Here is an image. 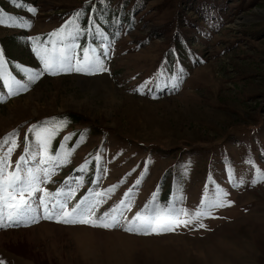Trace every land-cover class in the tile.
<instances>
[{
    "label": "rangeland",
    "instance_id": "374dc122",
    "mask_svg": "<svg viewBox=\"0 0 264 264\" xmlns=\"http://www.w3.org/2000/svg\"><path fill=\"white\" fill-rule=\"evenodd\" d=\"M19 2L23 7L13 6L11 0L0 2V9L11 16L31 21L29 29L0 25V38L20 37L24 42L17 49L7 43L16 58L9 59L11 65L37 68L31 40L46 41L86 6L79 22L93 34L80 38L79 54L88 46L100 50L96 27L111 43L108 72L93 77L61 75L0 104V142L18 132V147L11 155L13 167L25 155L26 141L32 140V125L66 117L69 122L52 141L53 150L64 136L72 137L71 147L76 134L87 135L80 138L71 163L43 185L50 195L63 187L66 178L77 175L86 160L89 167H97L94 158L103 149L101 178L95 189L106 193V202L98 215L118 205L136 179H142V185L134 190L131 210L126 213L129 219L146 205L151 207L154 194L155 203L164 207L177 193L178 182L184 198L180 206L190 211L199 207L206 192L211 194L209 178L229 193L232 204L217 209L216 218L204 219L205 228L193 224L159 235L43 219L27 227H0V261L264 264V183H250L254 170L245 162L246 157H254L264 170V0ZM29 6L37 9L35 15L26 11ZM117 30L121 34L114 36ZM8 67L21 78L15 68ZM165 67L169 74L182 67L185 79L178 91L170 93L165 88L152 99L156 75ZM142 86L143 95L135 91ZM188 162V175L182 176V166ZM229 164L238 177H246L239 188L228 182ZM88 174L93 182L87 170V181L70 206L87 195Z\"/></svg>",
    "mask_w": 264,
    "mask_h": 264
},
{
    "label": "snow or ice",
    "instance_id": "6c2138e0",
    "mask_svg": "<svg viewBox=\"0 0 264 264\" xmlns=\"http://www.w3.org/2000/svg\"><path fill=\"white\" fill-rule=\"evenodd\" d=\"M11 2L15 7H23L19 0H11ZM105 2L110 4V0H101L102 4ZM26 11L35 15L37 9L29 6ZM86 11L87 6L74 12L73 18L66 22L61 29L50 33L46 41H41L40 38L31 40V51L39 62V66L32 68L13 62L12 67L20 73L21 78L9 70L5 51L0 48V83L3 84V89L0 90V104L6 103L9 98L27 93L37 86L38 82L47 84L51 78L61 75L93 77L108 72L106 58L110 51L111 41L99 27L95 28V35L102 41L100 50L88 46L82 48V55L79 54L81 50L80 38L93 34L90 27L86 28L79 22L80 17ZM0 25L29 29L31 21L11 15L5 19V14L0 9ZM120 34L121 32L117 30L113 35L119 36ZM205 35L208 36L207 33ZM185 76L186 72L182 67L175 69L171 74L166 67L162 68L156 75L155 90L151 93V98L156 99V92L165 88L170 93L178 91ZM45 77L49 79L42 80ZM145 86L139 87L135 91L143 95ZM68 122L66 117H59L46 119L39 124L32 125L29 128L32 140L31 142L26 141L25 155L19 157L14 167L11 155L18 147L16 140L18 132L9 135L0 142V227H27L43 219L63 225H82L102 230L119 229L136 235H159L193 224L199 228H205L204 219L216 218L213 213L217 209L231 206L232 202L227 199L229 193L216 184L212 178H209V183L212 185L211 194L206 192L199 207L194 211L180 206L184 198L179 194L178 182L177 193L166 202L164 207L155 203L156 196L154 194L151 207L146 205L143 212H137L129 219L126 213L131 210L134 190L142 185V179H136L134 186L124 193V199L102 214L98 215L97 212L100 206L106 202V193L92 187H89L87 195L78 203L70 206L69 201L75 197L78 189L83 185L89 161L86 160L78 167L79 175L66 178L63 187L58 189L54 195H50L43 187L61 168L71 163L72 155L80 143V138L87 135V132L76 134L77 141L71 147L68 142L72 137L64 136L56 149L53 150L52 141ZM102 153L103 149L94 158L98 169L97 185H99L100 172L102 171L99 169ZM245 162L254 170L250 183L253 186L257 183H264V170L255 164L254 157H246ZM189 168L190 162L183 165L181 175L187 176ZM226 173L228 182L234 188H239L246 182V177L244 175L238 177L230 164L226 167ZM112 192L113 188H109L108 193ZM0 264L3 262L0 261Z\"/></svg>",
    "mask_w": 264,
    "mask_h": 264
},
{
    "label": "trees",
    "instance_id": "16d2710c",
    "mask_svg": "<svg viewBox=\"0 0 264 264\" xmlns=\"http://www.w3.org/2000/svg\"><path fill=\"white\" fill-rule=\"evenodd\" d=\"M3 0H0V2H2ZM4 12V14H5V19L7 18V16H9L10 14L5 10V11H3ZM21 37H22V35H21ZM22 41V43H24L23 42V40H21ZM21 41H20V37L19 38H17V37H13V36H9V37H1L0 38V48H3L4 49V51H5V55H6V58H7V60H8V62H9V64H8V66H12L11 65V63H10V61H9V59H13V60H15L16 58H14V56L12 55V53H11V48L7 45V43H10V44H12V45H15V48L17 47L18 48V45L19 44H21ZM14 43V44H13ZM16 48V49H17ZM74 121V120H73ZM93 166H91V167H89L88 168V172H91L92 173V175H93V182L90 184V185H87V190L89 189V187H92V188H94L95 189V186H96V184L97 183H94L95 181H96V178H97V172H98V169H97V167H95V168H93ZM100 169V168H99ZM77 175H79V173H77ZM76 176V175H75ZM88 181H91L90 180V177H91V174H88ZM86 176H85V179H84V181H87L86 180ZM101 178V177H100ZM84 183V182H83Z\"/></svg>",
    "mask_w": 264,
    "mask_h": 264
},
{
    "label": "bare ground",
    "instance_id": "6f19581e",
    "mask_svg": "<svg viewBox=\"0 0 264 264\" xmlns=\"http://www.w3.org/2000/svg\"><path fill=\"white\" fill-rule=\"evenodd\" d=\"M80 83V82H79ZM78 85V84H77ZM86 87H87V85H86ZM89 88V87H88ZM92 89V88H91ZM85 90V89H84ZM90 92H92L91 90H90Z\"/></svg>",
    "mask_w": 264,
    "mask_h": 264
}]
</instances>
